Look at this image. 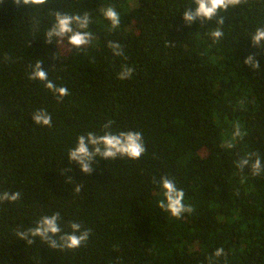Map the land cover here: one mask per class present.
<instances>
[{"label": "trees", "instance_id": "16d2710c", "mask_svg": "<svg viewBox=\"0 0 264 264\" xmlns=\"http://www.w3.org/2000/svg\"><path fill=\"white\" fill-rule=\"evenodd\" d=\"M120 17L113 28L102 10ZM192 0H0V264H264V51L251 35L264 27V0H243L218 20H183ZM90 17L82 50L45 41L55 13ZM223 32L214 40L211 33ZM119 43L122 56L109 42ZM264 43V42H262ZM249 55L259 70L244 63ZM36 60L68 89L59 99L30 80ZM135 69L118 79L122 66ZM46 109L52 125H35ZM140 131L139 159L95 158L88 175L68 152L80 135ZM237 126L242 133L234 137ZM233 146L229 148L227 145ZM173 179L191 213L159 207L160 178ZM77 184L80 191L76 192ZM60 213L91 229L76 249H53L16 235ZM224 249L220 257L214 255Z\"/></svg>", "mask_w": 264, "mask_h": 264}, {"label": "clouds", "instance_id": "9594fccd", "mask_svg": "<svg viewBox=\"0 0 264 264\" xmlns=\"http://www.w3.org/2000/svg\"><path fill=\"white\" fill-rule=\"evenodd\" d=\"M243 0H192L193 6L186 8L183 15V20L186 24H192L197 19L203 23L204 21L218 20V25L224 24V17L219 15L221 10H226L229 6H235L242 3ZM14 3L19 6L21 4L29 7L34 5H43L46 0H14ZM103 16L111 22L113 28L119 26L120 17L117 11L109 6L102 10ZM90 24V17L87 13L84 15H70L67 13L56 12L55 22L46 31L45 41L48 44H57L67 41L72 48L82 50L92 40V33L86 31ZM223 32L219 29L213 31L211 36L214 40L222 37ZM253 47H259L264 51V27H259L251 35ZM109 48L112 49L116 56L123 55V49L119 43L109 42ZM245 64L253 69L259 70V61L254 55H249L244 61ZM134 68L123 65L118 73V79L127 80L132 77ZM30 80L41 81L44 86L53 92L59 99L68 95L66 87H58L53 81L48 78V71L42 67V61L36 60L34 66L31 67V72L28 77ZM35 125L48 126L52 125V116L46 109H37L31 114ZM112 121H108L104 125V134L96 135L94 132H88L87 135H80L77 139V144L72 148L67 156L70 162L77 163L82 172L91 175L93 172V164L95 158L100 157L104 160H112L118 157H127L129 159H139L146 151L143 140V133L140 131H121L114 134L111 131ZM239 126H237L234 137L241 136ZM231 148L233 145H227ZM237 166L243 170L246 166H250L254 175H260L262 162L259 158L251 161L249 158H242L237 162ZM160 186L163 191L164 199L159 201V207L167 212H170L176 218H180L183 213H191L193 208L184 203L185 193L182 189L176 186L173 179L167 176L160 178ZM76 192L80 191V186L77 184ZM21 197L20 192H0V203L15 202ZM60 213L55 212L51 215H44L36 222L35 227L28 228L26 231H19L16 235L20 240L26 241L28 244L34 242L36 237H39L43 242L48 244L53 249H76L87 243L91 229H82L80 223L70 222L68 227L70 231H64L60 224ZM224 254V249L218 248L214 255L220 257Z\"/></svg>", "mask_w": 264, "mask_h": 264}]
</instances>
